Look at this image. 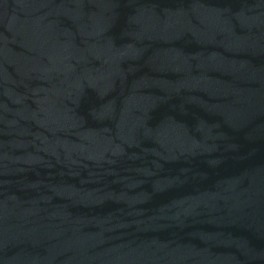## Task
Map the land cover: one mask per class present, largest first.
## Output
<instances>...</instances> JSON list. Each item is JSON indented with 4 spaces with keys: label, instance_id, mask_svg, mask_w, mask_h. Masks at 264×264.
<instances>
[{
    "label": "water",
    "instance_id": "water-1",
    "mask_svg": "<svg viewBox=\"0 0 264 264\" xmlns=\"http://www.w3.org/2000/svg\"><path fill=\"white\" fill-rule=\"evenodd\" d=\"M0 264H264V0H0Z\"/></svg>",
    "mask_w": 264,
    "mask_h": 264
}]
</instances>
